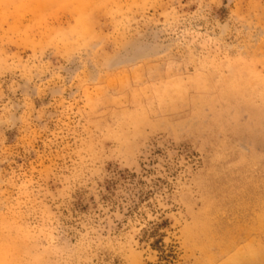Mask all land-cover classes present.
I'll use <instances>...</instances> for the list:
<instances>
[{"label": "rangeland", "instance_id": "374dc122", "mask_svg": "<svg viewBox=\"0 0 264 264\" xmlns=\"http://www.w3.org/2000/svg\"><path fill=\"white\" fill-rule=\"evenodd\" d=\"M0 264H264V0H0Z\"/></svg>", "mask_w": 264, "mask_h": 264}]
</instances>
